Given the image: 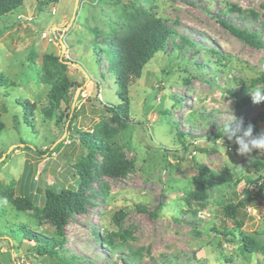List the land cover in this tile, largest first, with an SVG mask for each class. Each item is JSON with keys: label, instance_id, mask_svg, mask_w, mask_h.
Returning a JSON list of instances; mask_svg holds the SVG:
<instances>
[{"label": "rangeland", "instance_id": "1", "mask_svg": "<svg viewBox=\"0 0 264 264\" xmlns=\"http://www.w3.org/2000/svg\"><path fill=\"white\" fill-rule=\"evenodd\" d=\"M41 1L23 0L0 18V185L18 197L27 164L23 186L39 201L37 209L20 211L0 194V263L264 264V197L248 184V178L264 177V154L241 156L237 145L221 139L233 120L245 129L251 124L254 135L264 132V102L254 104L251 96L264 88V81L255 82L264 73V49L219 24L226 19L263 39L264 0ZM146 12L175 34L139 78L127 81L130 120L113 140L135 170L107 177L97 155L86 212L74 213L66 226L62 262L39 257L20 230L55 236L40 211L42 194L74 185L73 166L87 153L77 132L92 133L99 124L107 132L118 128L104 108L121 103L108 47L132 15ZM45 56L63 59L74 85L56 108ZM241 92L250 103L232 94ZM71 111L75 119H59ZM200 179L204 200L189 196ZM246 189L239 228L224 206L243 200ZM241 233L255 238L259 249L245 251Z\"/></svg>", "mask_w": 264, "mask_h": 264}, {"label": "trees", "instance_id": "2", "mask_svg": "<svg viewBox=\"0 0 264 264\" xmlns=\"http://www.w3.org/2000/svg\"><path fill=\"white\" fill-rule=\"evenodd\" d=\"M50 1L56 0L41 1L40 5H47ZM22 6L23 0H0V18ZM219 24L248 45L264 49V38L262 39L257 31L241 29L226 19H220ZM174 34L175 31L166 23L146 12L142 15H132L122 34L115 41L110 42L108 50L111 59V70L114 71L116 82L120 88L119 98L121 103L117 106H104V108L111 114V121L117 124L118 128L108 129L107 132V125L99 124L92 133L77 132L80 135V142L86 148L87 153L73 166L74 185L61 188L57 186L47 187L42 194L43 207L40 211L43 218L48 220L55 228V236L47 238L44 234L35 232L26 226H22L20 230L23 238L34 243L32 252L35 255L62 262L60 249L66 241V226L74 213L83 214L86 212V190L91 184L93 170L97 167V155L102 156V164L99 167L100 173L107 177L120 178L135 170L134 161L127 159L122 148L113 140L118 130L124 128L128 120H130L128 116L127 81L130 78H139L144 67L154 56L166 49L168 41ZM62 60L54 56L44 57V68L46 74H48V77H46L47 75L45 76V81L52 84L51 105L55 108L59 107L61 102L66 101L67 94L74 86L64 73L65 65ZM260 81H264V73L255 82ZM232 94L241 99L244 104L250 103V98L245 93ZM22 104L28 109L32 110L33 108V105L28 101ZM63 117L69 122L75 119L76 115L71 111L66 116L62 114L59 119H63ZM3 130L4 125L0 122V135ZM184 149L188 150V145H185ZM206 151V149H200V152ZM38 153L44 154L42 151ZM27 166L26 164L25 171L20 178L21 185L18 197H14L12 191L0 185V194L6 197L20 211L25 209L35 210L39 202L34 194V189L30 190V188L23 186ZM248 184L255 189L257 188L258 192L264 197V177L259 176L257 179L248 178ZM245 194L246 197L238 203H229L224 206L225 217L233 219L239 228L242 227L243 223L236 220L238 211L247 208L250 191L246 189ZM189 196L198 200L206 198L205 184L201 179L197 182V190L190 192ZM143 210L146 211L145 209ZM12 233L13 235L17 234L14 230ZM230 234L229 230L224 231L225 236H231ZM233 237L235 238L236 236L233 235ZM106 241L107 245L115 246L110 238H107ZM238 241L242 244L245 251L255 252L259 249L258 242L253 237L241 233Z\"/></svg>", "mask_w": 264, "mask_h": 264}, {"label": "clouds", "instance_id": "3", "mask_svg": "<svg viewBox=\"0 0 264 264\" xmlns=\"http://www.w3.org/2000/svg\"><path fill=\"white\" fill-rule=\"evenodd\" d=\"M254 104L264 102V88H256L251 92ZM233 124L236 127H233ZM222 140L227 138L228 141L237 145V153L241 156H250L253 153L258 155L264 154V132L254 135V128L251 124L245 129L243 121L228 123L222 131Z\"/></svg>", "mask_w": 264, "mask_h": 264}]
</instances>
